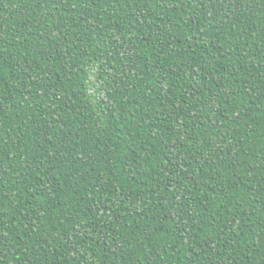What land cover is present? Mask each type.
<instances>
[{
    "label": "trees",
    "instance_id": "obj_1",
    "mask_svg": "<svg viewBox=\"0 0 264 264\" xmlns=\"http://www.w3.org/2000/svg\"><path fill=\"white\" fill-rule=\"evenodd\" d=\"M0 264H264V0H0Z\"/></svg>",
    "mask_w": 264,
    "mask_h": 264
}]
</instances>
